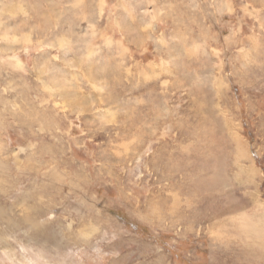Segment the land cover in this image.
<instances>
[{"label":"rangeland","instance_id":"374dc122","mask_svg":"<svg viewBox=\"0 0 264 264\" xmlns=\"http://www.w3.org/2000/svg\"><path fill=\"white\" fill-rule=\"evenodd\" d=\"M0 264H264V0H0Z\"/></svg>","mask_w":264,"mask_h":264}]
</instances>
